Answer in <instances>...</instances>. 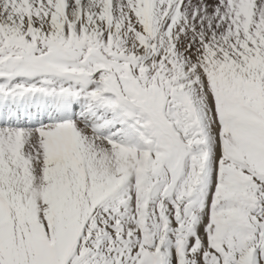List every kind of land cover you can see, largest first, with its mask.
Returning <instances> with one entry per match:
<instances>
[{
	"label": "snow or ice",
	"instance_id": "snow-or-ice-1",
	"mask_svg": "<svg viewBox=\"0 0 264 264\" xmlns=\"http://www.w3.org/2000/svg\"><path fill=\"white\" fill-rule=\"evenodd\" d=\"M0 264H264V0H0Z\"/></svg>",
	"mask_w": 264,
	"mask_h": 264
}]
</instances>
